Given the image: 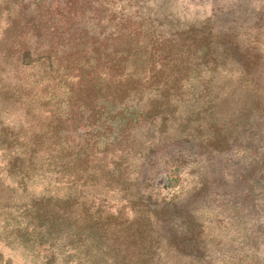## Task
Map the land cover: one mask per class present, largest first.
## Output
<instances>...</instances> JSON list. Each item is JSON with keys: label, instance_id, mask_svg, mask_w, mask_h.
Instances as JSON below:
<instances>
[{"label": "rangeland", "instance_id": "1", "mask_svg": "<svg viewBox=\"0 0 264 264\" xmlns=\"http://www.w3.org/2000/svg\"><path fill=\"white\" fill-rule=\"evenodd\" d=\"M0 264H264V0H0Z\"/></svg>", "mask_w": 264, "mask_h": 264}, {"label": "trees", "instance_id": "2", "mask_svg": "<svg viewBox=\"0 0 264 264\" xmlns=\"http://www.w3.org/2000/svg\"><path fill=\"white\" fill-rule=\"evenodd\" d=\"M103 83V82H102ZM95 79L85 78L82 80L80 88L78 90L79 94L82 95L83 99L93 100L99 99V96H102V99L112 102H120L124 98L130 95L131 90L129 89L131 85H122L113 86V84H107L105 87L99 86ZM112 89V90H111ZM100 92L99 94L97 92ZM102 92V95H101ZM96 97V98H95Z\"/></svg>", "mask_w": 264, "mask_h": 264}]
</instances>
